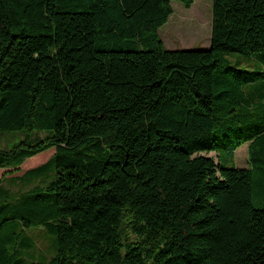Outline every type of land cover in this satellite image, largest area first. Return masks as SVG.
I'll return each mask as SVG.
<instances>
[{
	"label": "trees",
	"instance_id": "1",
	"mask_svg": "<svg viewBox=\"0 0 264 264\" xmlns=\"http://www.w3.org/2000/svg\"><path fill=\"white\" fill-rule=\"evenodd\" d=\"M173 2L0 0V264H264V0H212L201 51L164 48Z\"/></svg>",
	"mask_w": 264,
	"mask_h": 264
},
{
	"label": "rangeland",
	"instance_id": "2",
	"mask_svg": "<svg viewBox=\"0 0 264 264\" xmlns=\"http://www.w3.org/2000/svg\"><path fill=\"white\" fill-rule=\"evenodd\" d=\"M172 15L168 19L167 23L157 31V35L162 42L164 48L168 51H201L209 50L211 45V25H212V0H194L193 4L189 8H185L181 3L173 2ZM231 65H235L238 61H242L240 68H246L247 64L256 63L250 62L249 58L241 55H227L225 57ZM256 68L260 72H264V68L256 64ZM246 91H249L246 88ZM262 97H255L253 99L252 106L257 107L260 114L264 117V92ZM256 129L260 130L264 128V118L255 125ZM35 139H45V134H36L33 136ZM24 138L22 134L15 133H0V150H8L17 144ZM50 151L45 152L38 159L31 160L22 167V172L29 168L40 165L45 162L49 157ZM49 153V154H48ZM209 157L216 159L215 154H209ZM233 165L237 169L248 168V154L247 144L241 146L234 153ZM3 171H0V176ZM257 181V179L255 180ZM3 187L10 190L12 193L25 192L32 188L22 187L20 185H11V183H4ZM259 190H263V186H255V207L259 208L264 205V197L259 194ZM26 235L33 240L34 250L32 253L36 258L41 256L49 257L53 248L51 244L45 238V235L41 229H34L26 232Z\"/></svg>",
	"mask_w": 264,
	"mask_h": 264
}]
</instances>
